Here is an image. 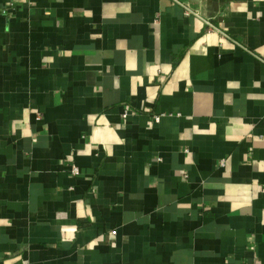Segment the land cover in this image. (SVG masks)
Here are the masks:
<instances>
[{
    "label": "crops",
    "instance_id": "obj_1",
    "mask_svg": "<svg viewBox=\"0 0 264 264\" xmlns=\"http://www.w3.org/2000/svg\"><path fill=\"white\" fill-rule=\"evenodd\" d=\"M183 1L0 0V264H264V0Z\"/></svg>",
    "mask_w": 264,
    "mask_h": 264
},
{
    "label": "built area",
    "instance_id": "obj_2",
    "mask_svg": "<svg viewBox=\"0 0 264 264\" xmlns=\"http://www.w3.org/2000/svg\"><path fill=\"white\" fill-rule=\"evenodd\" d=\"M174 2H176V3H178V4H180V5H182L183 7H184V9L186 10V13L187 14H190V13H195V14H197V12L196 11H194L192 8H190L187 4H185V2L183 1V0H173ZM206 20V22L210 25V26H213V27H216L210 20H207V19H205ZM160 118V115H156L155 116V119L156 120H158ZM72 171L74 172V173H79V168H78V166H76V165H73V167H72ZM112 233H116V229H112Z\"/></svg>",
    "mask_w": 264,
    "mask_h": 264
}]
</instances>
